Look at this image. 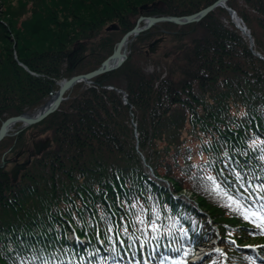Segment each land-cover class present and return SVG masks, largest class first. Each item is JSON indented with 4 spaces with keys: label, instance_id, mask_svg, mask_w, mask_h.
<instances>
[{
    "label": "trees",
    "instance_id": "obj_1",
    "mask_svg": "<svg viewBox=\"0 0 264 264\" xmlns=\"http://www.w3.org/2000/svg\"><path fill=\"white\" fill-rule=\"evenodd\" d=\"M214 1L0 0L5 54L0 94H9L0 100L1 121L51 96L55 79L97 68L138 17L187 15ZM226 4L250 29L254 51L264 56V0ZM216 12L227 16L217 6L193 26L179 27V54L165 75L145 72L126 59L92 79L98 89L82 90L38 128L20 134L9 147L10 157L27 152L31 140L43 134L53 146L34 157L18 181L10 180L2 163L7 149L1 153L0 264H74L80 256L85 264L93 258L94 264H114L125 251L120 245L140 264L139 242L161 238V245L181 243L176 253L156 255L158 261L181 264L192 252L190 241L216 236L226 260L212 247L208 263L264 264L244 247L258 244L264 253V235L226 207L227 195L233 194L249 212L264 215V200L256 199L261 193L240 186L264 185V60ZM111 22L118 24L116 31L105 29ZM194 26L201 33L185 44V28ZM103 28L107 32L98 41ZM162 34L139 35L144 56L154 38L165 40ZM96 41L109 46L107 55L95 66L76 64L77 54ZM106 85L123 88L127 103ZM208 176L221 185L217 192ZM67 230L87 236L88 244L69 243ZM10 241H34V254L18 258Z\"/></svg>",
    "mask_w": 264,
    "mask_h": 264
},
{
    "label": "rangeland",
    "instance_id": "obj_2",
    "mask_svg": "<svg viewBox=\"0 0 264 264\" xmlns=\"http://www.w3.org/2000/svg\"><path fill=\"white\" fill-rule=\"evenodd\" d=\"M10 3V1H9ZM13 5L15 6V1H13ZM2 5V2H1ZM0 5V6H1ZM4 5V4H3ZM145 5V4H143ZM142 6V5H141ZM220 7V6H219ZM221 8V7H220ZM25 12L24 15L27 14V8H25ZM217 18H220V20L222 22H224V24L229 27L230 29H232L234 32H236L237 34H239L242 39L247 43L248 41V37L245 35L244 32H242L238 26H234L235 23H237L236 21L232 22V19L229 18V14H220L218 12H216L215 15ZM0 18H2V20H4V18L2 16H0ZM20 21H22V18H19ZM2 22V21H0ZM116 23V22H114ZM195 22H191V23H187V24H175L172 22H158L152 26H150L147 30L141 32L139 35H141L144 32H150V33H159V31H162L165 35V40L160 41L158 43V45L156 46L155 52L153 53H149L148 55L144 56V44L143 42H141V39L139 38V35H136L135 37H133V39L127 44L126 47V54L127 57L126 59H130L131 63L133 64V66H139L141 69H143L145 72H154V73H159L160 75H165L168 67H171V63L174 59H176V57L179 54V50H178V45L181 43L180 38L177 36L176 33H178V29L180 26H185V25H191L193 26ZM111 23L106 24L105 29L107 28V26H109ZM144 22L141 23V25H143ZM118 25V24H117ZM247 26V25H246ZM195 28H185V30L187 29V34H184V38L183 41L185 42V44H188L191 42L193 36H198L201 31L199 29L196 28V26H194ZM242 27V26H241ZM104 29V28H103ZM102 32L98 38V41H101V38L105 35V33L107 31H116V30H105ZM249 29V28H247ZM250 30V29H249ZM249 31L247 30L246 33H248ZM173 35H175L176 37H173ZM145 36V35H143ZM160 37V36H158ZM157 38V37H156ZM155 39V38H154ZM153 39V40H154ZM152 40V41H153ZM98 41L95 42V44L88 50L83 51V52H79L75 58V60L78 59V61L76 62V64H81L83 66V68H87L90 66H95L99 63V61H101L100 59H102L103 57H105L109 51V46H105L104 48H102V45L98 44ZM249 44V43H248ZM99 45V46H98ZM102 55V58H100L99 56ZM0 58L5 59V54L3 53V50H0ZM126 61V60H125ZM67 64V62H66ZM66 66L65 64L62 66V69H65ZM86 69H84L85 71ZM113 71V70H112ZM76 72V71H75ZM111 72V71H110ZM31 75L34 76H40L39 73L37 72H32L31 71ZM62 80V79H61ZM61 80L55 79L54 83V88L57 90L59 88V83L61 82ZM89 87H94L96 89H98V86H96L95 84L92 83H79L76 84L74 86H72L71 90L69 92H66V94L68 95L67 99L65 101H63L60 105V107L62 105H67L69 104L71 98H74L79 92H81L82 90L89 88ZM118 88V87H116ZM9 94L5 93V94H0V100L4 99L6 97H8ZM46 96L43 98V100L40 102V104L38 106H36L35 108H33L32 110L28 109L25 110V112H29V113H34L36 111H38V109L45 103V101H47L48 99L51 98V96H49L48 98H46ZM68 100V101H67ZM59 107V108H60ZM70 110V109H69ZM0 121H1V117H0ZM2 122V121H1ZM0 122V124H1ZM40 126L39 123H37V126H25V128L21 127V124H16L15 126H13L11 128V130L8 131V135L6 137H4V139H2V141L0 142V144H4V145H0V155H2L1 153L7 149L5 153V159L3 160H7L5 167L7 169H10V145L13 144L17 137L20 134L24 133H28L30 130L32 129H36ZM26 155V152H23L22 154H20V156L24 157ZM39 156V155H36ZM2 157H4V154L2 155ZM2 160V162H3ZM33 162V160H32ZM31 162V163H32ZM30 163V164H31ZM30 166V165H29ZM28 166V168H29ZM25 169V171L28 170ZM185 194L190 193L187 190H183L182 191ZM68 236L69 238L72 237V235H70V233L68 232ZM81 241H84V239L82 238ZM72 243V242H69ZM88 244V242H87ZM81 245V244H80Z\"/></svg>",
    "mask_w": 264,
    "mask_h": 264
},
{
    "label": "water",
    "instance_id": "obj_3",
    "mask_svg": "<svg viewBox=\"0 0 264 264\" xmlns=\"http://www.w3.org/2000/svg\"><path fill=\"white\" fill-rule=\"evenodd\" d=\"M228 0H216L213 3L205 6L204 8L187 14V15H161V16H140L137 20V23L135 26L128 30L126 33H124L119 41L116 43L115 48L113 49L112 53L105 58L101 64L95 68L94 70H91L86 73H80L72 75L69 78H64L59 83V88L56 90V92L52 95V97L43 104L38 111L34 113L29 112H23L18 115L9 116L2 120L0 124V141L8 135V131L11 130L13 125L17 122H21L23 126H28L35 124L42 119H44L49 114L53 113L57 108L59 107L60 103L66 99L64 97V93L69 90L75 83L83 81V82H90L92 78L95 76H98L100 74L112 71L119 66L122 65V63L125 61L127 54H126V47L127 44L130 42V40L140 33L141 31L149 28L150 26L158 23V22H172L175 24H187L191 22H196L202 19L205 15H207L211 10H213L216 6L224 7L230 15L233 17H236V20L239 21L237 18V15L234 11H232L230 8L225 7V2ZM141 7H146V5H142ZM143 21L144 24L140 25V22ZM118 27L116 24L112 23L109 26H107L106 30H117ZM130 36H132L130 38ZM163 40V37L155 38L153 41L148 43V47L146 49V53H153L155 52L156 46L160 41ZM252 40L250 39V46H252ZM26 68V66H24ZM51 139L49 137H46L42 140L38 141H32V150H30L26 156V159H24L22 162H17L16 159H14V165L10 169V176L12 181H16L20 171L24 170L27 165L31 161V157H34L36 155H40L44 150L49 148L51 146ZM21 153H17L16 157H18ZM7 160H4L3 163H6Z\"/></svg>",
    "mask_w": 264,
    "mask_h": 264
},
{
    "label": "snow or ice",
    "instance_id": "obj_4",
    "mask_svg": "<svg viewBox=\"0 0 264 264\" xmlns=\"http://www.w3.org/2000/svg\"><path fill=\"white\" fill-rule=\"evenodd\" d=\"M255 143V142H254ZM264 151V150H262ZM261 159H264V155L261 156ZM237 182L241 181V174L236 173ZM205 179L212 185V191L217 192L221 185L217 183L216 177L208 176ZM242 188L247 187L251 193H261V195L257 196V200H264V185H261L259 188H251V185H244L240 184ZM252 196L249 195L247 199H251ZM227 200L229 201L226 204L230 210L238 212L243 219L250 220L254 224V226L259 230V234L264 235V215H261L258 212H249L248 209L245 207L242 199H237V197L233 194L227 195ZM235 205V207H233ZM261 211H264V204L261 205ZM217 251H219L217 249Z\"/></svg>",
    "mask_w": 264,
    "mask_h": 264
},
{
    "label": "bare ground",
    "instance_id": "obj_5",
    "mask_svg": "<svg viewBox=\"0 0 264 264\" xmlns=\"http://www.w3.org/2000/svg\"><path fill=\"white\" fill-rule=\"evenodd\" d=\"M233 19H235V18H233ZM77 83H80V82H77Z\"/></svg>",
    "mask_w": 264,
    "mask_h": 264
},
{
    "label": "flooded vegetation",
    "instance_id": "obj_6",
    "mask_svg": "<svg viewBox=\"0 0 264 264\" xmlns=\"http://www.w3.org/2000/svg\"><path fill=\"white\" fill-rule=\"evenodd\" d=\"M18 160H19V158H18Z\"/></svg>",
    "mask_w": 264,
    "mask_h": 264
}]
</instances>
